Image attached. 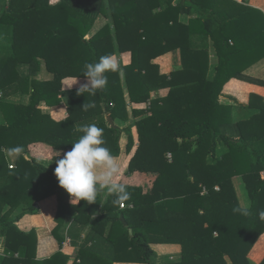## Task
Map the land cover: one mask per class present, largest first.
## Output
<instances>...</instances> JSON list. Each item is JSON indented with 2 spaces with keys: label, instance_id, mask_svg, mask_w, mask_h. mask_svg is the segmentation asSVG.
Instances as JSON below:
<instances>
[{
  "label": "trees",
  "instance_id": "obj_1",
  "mask_svg": "<svg viewBox=\"0 0 264 264\" xmlns=\"http://www.w3.org/2000/svg\"><path fill=\"white\" fill-rule=\"evenodd\" d=\"M172 1L60 0L49 7L46 0H7L0 18V24L7 28L11 48L0 55V111L4 121L0 123V238H4L7 251L12 254L18 251L20 256H5L0 264H31L26 240L33 231H20L16 226L20 214L10 216L11 210L5 207L17 205L20 201L27 206L30 195L41 199L60 188L53 171L28 154L32 160L29 163L23 155L27 154L26 146L37 141L69 149L66 141L82 134L74 131L70 136H62L64 123L53 121L38 107L41 103L58 106L60 82L64 77H84L82 71L86 63L112 53L106 48L111 43L109 40L104 42L105 35L100 36H105L100 43H96L98 36L89 40L84 38L101 13L107 15L116 30L119 51L131 48L132 61L123 67L131 100H146L151 89H169L166 97L151 102L150 116L137 122L139 145L128 165L129 172L134 169L160 172L150 193L142 194L140 187H132L129 201L133 206L123 211L129 225L126 227L133 231L129 236L141 261L156 264V254L151 247L155 236L151 235L159 234L166 242L181 245V260L172 264H227L225 256L231 264H252L247 254L264 231V219L260 216L264 212V178L261 176L264 170V114L258 117L260 128L256 134L245 136L236 129L238 136L235 137L231 129L237 125L229 124L225 115H219V110L225 109L218 102L222 85L231 77L243 80L245 76L240 74L239 64L233 67L230 55L235 54V48L229 46L227 36L222 34V27L218 25L220 14L226 11L229 18L239 20L242 14L254 9L234 0H189L198 6L199 11L187 27L178 23L174 16L177 12L190 13L191 5L177 0L172 6ZM191 24L200 27L202 33L189 32ZM195 33L211 38L218 60L227 63L228 68L216 66L215 75L209 77L212 74L207 64H203V51H185ZM76 42L84 45L81 51H77ZM61 45L66 48L59 49ZM259 45L260 48L263 45L261 58L264 57V43ZM176 46L185 49L182 52L184 66L169 75L154 74L157 67L151 66L150 60ZM76 55L83 56L81 64L73 63ZM38 58L44 60L52 79L32 80L33 88L26 105L5 101L10 94L11 82L18 79V59L20 64H31ZM40 66L32 64L30 70L38 72ZM27 79L24 77L20 82L22 87L19 83L25 93L30 89ZM257 84L264 85V82L258 81ZM103 92L98 90L95 94L99 104L104 99V102L110 101ZM112 100L117 105V99L112 97ZM107 108L109 111L115 109ZM260 108L264 113V104ZM122 130L113 125L104 129L105 142H115L108 147L113 148L112 153L119 152L118 139L113 138L112 133ZM126 133L129 150L133 145L131 126L126 127ZM54 138L56 141L52 142ZM219 143L226 145L228 150L218 157ZM16 147L22 148V152L17 153L20 156L18 162H23L30 170L28 175L20 168L8 167L6 154L15 152ZM29 150L32 152V148ZM168 152L172 157L170 161L166 157ZM235 175L242 177L252 201L250 208L239 206L232 181ZM84 202L80 200L77 208ZM245 209L247 215L242 211ZM118 217L109 219L123 226ZM123 234L128 235L127 228ZM14 236L23 238L18 239L23 243L13 245ZM55 237L61 241L60 236L56 234ZM259 264H264V258Z\"/></svg>",
  "mask_w": 264,
  "mask_h": 264
},
{
  "label": "crops",
  "instance_id": "obj_2",
  "mask_svg": "<svg viewBox=\"0 0 264 264\" xmlns=\"http://www.w3.org/2000/svg\"><path fill=\"white\" fill-rule=\"evenodd\" d=\"M46 1L50 7L56 5L60 0ZM176 1L177 0H173L171 5L175 6ZM234 1L242 6L254 9V11L251 10L242 14L239 20H232L229 18L227 11L220 14L221 17L219 18L220 23L218 27H222L220 30L223 35L227 36L226 41L229 46L232 47V49L235 48V54L230 55L232 65L236 67V65L239 64L241 66L239 72L241 75L245 76L243 80L231 77L225 81L218 96V102L225 107V109L221 108L219 110V115H225L226 121H229V124L237 125V127L234 128L235 130L233 128L231 129L235 137L238 136L236 134V129H240V132L245 136L256 134L260 128L258 125V117H262L264 114L261 112L262 110L260 108V106L264 104V85L257 84L258 81L264 82V57L260 58V50H263V45L261 48V45H259V43H264V0ZM184 4L191 5V12H177L174 19L178 23L187 25L188 27L190 20H193L197 15L199 8L196 5H192L189 0H184ZM6 6L7 0H4L0 7V18ZM197 27L198 26L195 24H191L188 31L201 32L200 27H198V29ZM115 34L116 30L111 26L110 19L105 13H101L93 21L84 37L86 40H89L95 36L100 37L101 35H105L106 38L105 36H103V38H97L98 41L96 43H100V39L104 41V38L105 43L109 40L111 44L110 46L105 44L107 46L106 48L112 50L111 55L118 59L121 66L122 73L110 72L106 74L108 83L102 91L110 98L108 103L107 101L104 102V99V101H100L99 104L97 101L98 97L95 94L84 93V95H77V88L80 84L85 82L86 78L72 75L64 77L60 82L61 86L58 93L60 104L58 106L52 107L45 103H41L38 108L42 114L48 115L53 121L64 123L63 129H61V135L64 137L72 135L74 131L80 132L79 129L86 124H96L103 129L111 125L121 130L124 129L118 131V133H112V137L118 139L117 143L119 147V152H113L112 154L117 157L121 166L120 174L116 179L120 183L126 185V189L130 195L132 187H140L142 189V194H148L152 191L154 181L160 175V172L141 169H134L129 172L128 165L139 145L137 122L146 116H150L151 102L166 97L169 89H151L149 97L146 100H131L127 87V79L123 70V67L128 66L132 61L131 48L126 47V49H123L124 51H119ZM215 34H217V31ZM189 42L190 45L186 50L176 46L171 51L153 57L150 60V65L157 67V72L155 70L154 74L169 75L172 71L181 69L184 66L183 50H188L187 52H189V50L197 51L201 49L204 56L203 64H207L210 70L209 72L212 74V76L209 75L211 78L215 75L214 70H216V66L228 68L227 63H221L219 61L220 59L218 60L216 55L217 50L211 38L203 37V35L199 36L198 33H195L191 35ZM82 46L84 45H80L79 42L75 43L77 51H81ZM62 47L66 48L65 45H61L59 49H62ZM46 48L49 49V46ZM9 49H11L9 46H0V55H2L4 50L8 51ZM82 59L83 56L80 55V57H78L76 55V59L73 63L81 64ZM19 61L18 59V62ZM186 61L188 60L186 59ZM18 62L16 69V77L18 79L11 82L10 94H8L4 100L14 104L26 105L30 99V90L33 88L31 81L35 78L39 81H49L52 79V75L46 71L44 66L45 62L42 58L32 60L31 64H20ZM36 63L41 65L38 72L30 70L31 65ZM128 73L127 71V75ZM24 77H27V81L30 83V89L28 88L26 93L21 90L22 85L20 83ZM75 79L77 83L74 84L71 89H68L65 85L69 81ZM19 83L21 87H19ZM144 91L145 87H143V92ZM74 95L76 96L74 97ZM112 97L117 99L119 106L118 103L117 105L115 104L116 101H113ZM83 103H91L94 104L95 107L85 111L82 107ZM107 107H113L115 109H110L109 111ZM159 111L162 112V108H160ZM0 115L2 116L1 111ZM161 117H163V113ZM108 119H110V121ZM103 122H105L106 125H103ZM0 123H4V121ZM127 126H131L130 136L133 140V145L129 150H127ZM76 139L77 138H71V140L66 141L65 145L67 147H72L71 143ZM55 141L54 138L52 142ZM114 143L113 140L109 142L106 141L105 146L111 148ZM26 148L27 154L25 153V155H23L25 160L31 163L32 160L28 157L29 154L31 157L35 158L37 163L53 171V173L56 167V160L71 149L55 148L54 145L42 141L30 143ZM30 148H32V152H30ZM47 148L48 150H46ZM110 150L111 152L114 151L113 148ZM227 150L228 147L226 145L219 143L216 149L217 156H221L223 153L227 152ZM58 153L60 155L56 156ZM6 157L8 167L9 165H13V169L20 168L25 175L31 173L23 162H18L20 156H18L17 153H7ZM52 157L54 158L51 160ZM166 157L169 161L172 158L168 155H166ZM209 158L210 157L207 156L208 161H210ZM261 176L264 178V170L261 171ZM232 181L239 206L242 208H250L252 201L248 196L242 177L240 175H235L232 177ZM15 187H17V184H15ZM216 188L218 189L217 186L215 189ZM71 199L69 194L60 187L55 189L54 193L41 199H34V197L30 195V198L27 197V206L25 202L20 201L17 205L5 207L6 210H11L10 216L20 214L19 219L16 221V226L20 231L25 233L33 231V234L30 233V236L26 240V243H29L26 249L27 254L29 253L31 256V264H147L141 261V257L133 244L130 237L133 232L132 229L126 227L129 225H127L128 223L124 218L123 211L133 206L129 201L130 199L123 201L126 206L121 208L120 204L114 203L116 197L112 194H108L106 189L99 192L96 202L87 203L85 201V206L81 203L79 208H77V205L80 201L77 204L74 202L72 204ZM116 215L119 216V219L121 215L123 216L124 222L120 219L123 226L117 221L109 219ZM126 228L128 231L127 236L123 234ZM54 234L55 236L56 234L60 236L61 241H59ZM151 236H155V240L151 243V247L156 254V264H172L181 260L182 250L180 244L166 242L165 238L159 234ZM0 239H2L1 242L4 243V238ZM18 239L23 240V238H16L14 236L11 243L13 245H20V243H23V241H19ZM2 246L3 247L0 248V256L2 257H0V261L5 257L4 253L7 255L12 254L11 251H7L9 249H6L4 244ZM12 255L15 257L20 256L18 251ZM247 258L252 264H259L264 258V231L257 237L247 254ZM225 260L227 264H231L227 256H225Z\"/></svg>",
  "mask_w": 264,
  "mask_h": 264
},
{
  "label": "clouds",
  "instance_id": "obj_3",
  "mask_svg": "<svg viewBox=\"0 0 264 264\" xmlns=\"http://www.w3.org/2000/svg\"><path fill=\"white\" fill-rule=\"evenodd\" d=\"M110 72L122 73L118 59L111 54L99 57L96 62L86 63L82 71L86 80L77 88V95L84 93L94 95L98 90H103L108 83L106 74ZM76 83L75 79L65 86L71 89ZM82 107L87 111L95 105L83 103ZM79 131L82 134L71 143V149L56 160L54 169L58 184L72 198L71 203L77 204L80 200L94 203L99 192L104 189L108 194L116 197L114 201L116 204L129 200L130 193L126 185L116 179L120 174L121 166L117 157L105 146L104 129L96 124H86ZM14 151L19 154L22 148L16 147ZM58 155L60 154L56 156ZM242 211L247 215L246 209ZM260 216L264 219V212Z\"/></svg>",
  "mask_w": 264,
  "mask_h": 264
},
{
  "label": "rangeland",
  "instance_id": "obj_4",
  "mask_svg": "<svg viewBox=\"0 0 264 264\" xmlns=\"http://www.w3.org/2000/svg\"><path fill=\"white\" fill-rule=\"evenodd\" d=\"M4 2V0H0V7H1V5H2V3ZM264 20V19H263ZM10 42H9V39H8V36H7V28L5 27V26H2V24H0V46H2V45H4L5 47H8ZM2 49V48H1ZM0 122H3V118H2V116L0 115ZM40 146H42V145H40ZM46 150H48V148L46 149ZM166 155H168V156H171V153L170 152H168ZM2 241V239H0V248H2L3 246V242H1ZM11 254H9V255H7V254H5L4 253V256H10ZM3 256V255H2ZM1 257V256H0ZM2 258V257H1ZM3 259H1V261H2ZM0 261V262H1Z\"/></svg>",
  "mask_w": 264,
  "mask_h": 264
},
{
  "label": "built area",
  "instance_id": "obj_5",
  "mask_svg": "<svg viewBox=\"0 0 264 264\" xmlns=\"http://www.w3.org/2000/svg\"><path fill=\"white\" fill-rule=\"evenodd\" d=\"M9 167L12 168L13 165H9ZM216 189H217V188H216ZM125 206H126L125 203H123V202L120 203V207H121V208H124ZM214 234H216V233H214Z\"/></svg>",
  "mask_w": 264,
  "mask_h": 264
},
{
  "label": "water",
  "instance_id": "obj_6",
  "mask_svg": "<svg viewBox=\"0 0 264 264\" xmlns=\"http://www.w3.org/2000/svg\"><path fill=\"white\" fill-rule=\"evenodd\" d=\"M108 120L110 121V119H108ZM120 219H121V221H123V222H124V218H123V216H122V215H121Z\"/></svg>",
  "mask_w": 264,
  "mask_h": 264
}]
</instances>
